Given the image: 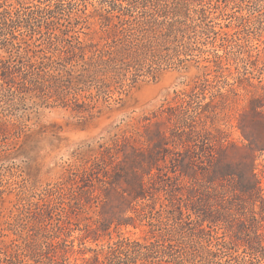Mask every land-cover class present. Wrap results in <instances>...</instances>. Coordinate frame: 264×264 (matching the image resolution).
Masks as SVG:
<instances>
[{"label": "rangeland", "instance_id": "1", "mask_svg": "<svg viewBox=\"0 0 264 264\" xmlns=\"http://www.w3.org/2000/svg\"><path fill=\"white\" fill-rule=\"evenodd\" d=\"M0 3L5 7L14 1ZM52 3L22 2V13L32 20L21 24V35L16 33L15 42L27 43L14 54L39 50L45 43L44 34L30 38L28 26L42 25L45 33V15L37 11ZM211 4L205 8L213 12L212 22L237 35L216 44L214 52L227 53L229 65L191 100L184 102L180 94L202 73L193 66L139 81L101 113L80 114L72 105L52 101L41 104L40 89H24L18 80L0 89V125L7 128L0 130V264L24 263L26 252L17 254L13 248L29 237H54L53 245H41L49 264H91L94 250L107 251L120 241L154 242L168 232L171 243L165 246L171 257L151 254L143 264H172L174 258L184 264H264V0ZM72 9L58 16L61 23ZM236 39L251 59L238 54ZM13 60L3 61L2 69L18 79L26 73L25 62ZM236 77L241 87L226 89ZM210 95H217L212 103ZM189 116L192 120L182 126ZM239 126L245 127L248 141ZM79 165L87 169L73 178L78 187L70 208L69 191L49 205L40 200L69 166ZM121 168L140 177L143 199L130 203L115 193L105 195L107 182ZM98 212L125 225L112 224L109 235L95 234ZM62 249L69 252L66 263L59 259Z\"/></svg>", "mask_w": 264, "mask_h": 264}, {"label": "trees", "instance_id": "2", "mask_svg": "<svg viewBox=\"0 0 264 264\" xmlns=\"http://www.w3.org/2000/svg\"><path fill=\"white\" fill-rule=\"evenodd\" d=\"M13 1L14 4L0 6V51L5 54L2 58L0 56V89H10V84L18 80L24 89H40L41 104L52 101L58 105H72L71 108L80 114L86 111L101 113L104 108L121 101V97L139 81H154L167 69L187 71L193 66L202 73L192 81L189 91L180 94L184 102L191 100L198 94L195 91L207 89L215 77L222 74L224 66L229 65L231 57L224 52H214L216 44L232 40L237 35V31L212 22L210 16L213 12L205 8L211 9L214 5L212 0H97L96 6L90 0H53L54 3L37 11L45 15V33H41L42 25L28 26L29 37L35 33L44 34L47 36L45 43L40 45L39 50L14 54L13 50L19 44L27 43L24 39L15 42L18 41L16 33L22 23L29 24L32 19L31 15L22 13V2L25 0ZM89 5L92 9L88 8ZM68 7L73 9L68 11L67 19L61 23L58 16ZM234 42L238 54L243 57L246 53L242 52L240 39ZM208 46L210 48L206 49ZM261 54L260 50H256L255 57L260 59ZM248 56L251 59L248 54L245 58ZM14 58L25 62L26 73L18 79L2 69L3 61L11 64ZM225 85L226 89L241 87L238 77ZM216 97L210 95L209 101L212 103ZM212 112L217 114L216 110ZM188 120H192L190 116L182 120V126H187ZM11 125L18 127L15 123ZM2 127L7 129L1 124L0 130ZM239 130L248 141L245 127L239 126ZM86 169L85 165L69 166L65 176L53 187L44 190L40 200L49 205L53 197L59 199L69 191L67 206L70 208L74 190L78 187V181L73 178ZM120 170L112 181L107 182L109 189L105 195L109 198L111 193H115L122 202L129 198L130 203L143 199L140 177L133 171ZM123 183L130 184V187H122ZM88 205L90 208L97 207L92 203ZM98 214L101 217L94 222L95 234L106 232L109 235L114 221L104 218L101 212ZM113 225L124 226L125 223L118 221ZM170 235L168 232L166 237L144 244L120 241L108 246L107 251L94 250L91 264H143L152 258L151 254H160L168 259L171 257L166 251L171 243ZM53 240L54 237L46 235H41L39 239L29 237L23 246L15 244L13 250L17 254L26 252L28 259L21 264H49L42 258L41 245H53ZM167 243L168 246H165ZM68 253L62 249L59 259L68 262ZM204 253L208 257L214 254L209 249H205ZM170 262L185 263L175 258Z\"/></svg>", "mask_w": 264, "mask_h": 264}]
</instances>
